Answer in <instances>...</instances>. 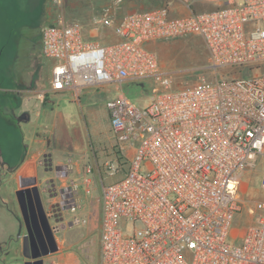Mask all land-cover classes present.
<instances>
[{
    "label": "built area",
    "instance_id": "built-area-1",
    "mask_svg": "<svg viewBox=\"0 0 264 264\" xmlns=\"http://www.w3.org/2000/svg\"><path fill=\"white\" fill-rule=\"evenodd\" d=\"M207 1L218 8L104 18L90 29L96 35L62 18L42 28L46 92L78 99L126 82L151 89L143 106L122 92L105 103L112 132L132 156L121 179L101 187L98 264H264V200L247 206L242 197L243 176L264 158V0ZM189 36L209 54L205 69L246 68L249 76L173 87L148 45ZM242 212L245 227L232 231Z\"/></svg>",
    "mask_w": 264,
    "mask_h": 264
},
{
    "label": "rangeland",
    "instance_id": "rangeland-1",
    "mask_svg": "<svg viewBox=\"0 0 264 264\" xmlns=\"http://www.w3.org/2000/svg\"><path fill=\"white\" fill-rule=\"evenodd\" d=\"M167 4H192L193 13L209 12L218 8L217 2L207 0H61L60 4L52 0H0V158L10 164L18 162L25 145L34 138L37 130H41L38 126H44L41 121H35L34 101L28 100L29 91L34 88L33 85H42L47 81L50 64L47 61L45 65L43 62L39 63L41 31L44 26L53 24L55 19L62 18L66 22H80L89 32L104 18L117 20L130 12L165 7ZM149 49L156 53L160 66L170 74L172 86L175 88L193 85L201 77L211 81L215 76L218 78L249 76L246 68H224L218 70L216 74L205 69L209 63V54L202 40L195 36L152 43ZM117 92H122L137 106L146 105L151 95L148 85L140 87L135 82H126L121 89L111 92L92 89L80 97V105L67 98L51 97L55 114L63 116V124L61 123L60 127L57 119V126L50 127L48 130L51 134L54 133L49 143L53 159L63 163L68 159L72 161L77 159L83 165L82 155L89 146L100 147L106 144V136H113V132L108 131L107 122L103 121V110L106 100ZM23 112H30V122L16 121V117ZM88 113L93 116V127L89 125V131L83 123V115ZM60 133L62 137L67 135L68 140L62 139L58 143L56 136L60 138ZM68 141L72 147L70 149L72 154L62 149L64 145H68ZM254 163L255 171L242 178L245 189L242 197L247 206L255 201L264 200V190L260 187L264 175V158L258 157ZM101 171L107 172V175L115 173L108 165L101 168ZM86 177L96 181L92 175ZM119 179L121 178L111 181L104 179V183L111 184ZM100 185V182H93L87 186L88 193L85 192L84 183L79 188L78 198L81 210H78L77 214L70 210L65 196L60 197L51 206L53 211L54 209L58 211L51 219L52 224L56 221L61 223L67 221L64 226H59L60 224L52 226L60 227L55 234L57 251L63 254L71 253L74 264L99 263L98 227L93 226L85 206L96 201L98 192H94L93 189H98ZM42 203L46 209L49 206V198H42ZM18 217L20 218L19 213ZM75 219L84 220L86 223H76ZM247 220L248 217L244 212L236 216L232 231H241ZM228 241L238 242L231 239ZM54 253L48 256H57L55 254L58 253ZM10 256L9 247L0 246V264H9Z\"/></svg>",
    "mask_w": 264,
    "mask_h": 264
},
{
    "label": "crops",
    "instance_id": "crops-1",
    "mask_svg": "<svg viewBox=\"0 0 264 264\" xmlns=\"http://www.w3.org/2000/svg\"><path fill=\"white\" fill-rule=\"evenodd\" d=\"M165 7H168L170 14L173 17L185 16L193 12L191 11L193 9L192 4H167ZM91 34L96 35L97 31L92 30ZM151 45L152 44L148 45V48ZM39 50V63L43 62L45 65V60L41 56V46H39ZM33 59L35 60L36 58ZM48 75L46 76V79L48 78ZM33 87L34 88L29 91L30 96H28V100L34 101L33 108L35 109V121H41L44 126L37 125L38 127H41V130L38 131L37 127V132L35 133L34 138L30 140L28 145H25L24 152L18 162L15 164H10L5 159L0 158V246L4 247L7 245L9 247V253L11 254L9 257V264H23V262L26 261L22 255L21 240L16 238L20 228L21 218L19 206L15 196V193L18 190L31 188L34 186L38 187L40 191H43L42 198H49V206L46 207V211H49L52 204H55L60 199V197L65 196L74 200L78 204V207L74 211V213H76L78 210H81L78 198L79 188L84 183L86 186L85 192L88 193L89 191L87 186L93 182L96 183V181L100 182V187L98 189H93L94 192H98L96 193L95 198L96 203H88L87 206H85L93 226L96 225L98 227L99 243V197L101 187L108 184L104 183V179H110L109 181H111L113 179L121 178L127 169L129 159L132 156V150L129 149L127 145L120 143L113 133V136H106L107 142L105 145L100 147L89 146L88 149L85 150V153L82 155L83 165L77 159L73 161L68 159V161L64 163L53 159L52 153H50L49 143L54 133L51 134V131L48 130L50 127L57 126V119L59 120L60 127L61 123L63 124V116L55 114L54 102L51 97L59 96L61 98H67L71 102L80 105V97L88 93V91L96 88L83 90L79 95V98L76 99L71 92L60 94L46 92L45 90L47 87V81H45V84L42 85L34 84ZM116 89L117 86L112 84L107 85L103 89L99 90L111 92L112 90ZM103 111V121L107 122L108 131L110 132L111 129L109 126L108 112L106 107H104ZM28 114H30V112ZM30 118L31 117L29 115L28 122H30ZM83 123L87 131H89V125L93 127V116L91 113L83 115ZM56 137L58 143L62 139L64 141L68 140L67 135L62 137L61 133L60 138L58 135ZM71 148L70 142L68 141V145H64L62 149L67 151V153H70ZM70 154H72V152ZM107 165L109 168H113L115 172L114 174L107 175V172L102 173L101 168H105ZM87 167L90 169L88 173L85 171V168ZM87 174L92 175L96 181L86 177L88 176ZM103 175H105V177H103ZM18 213L20 218L18 217ZM50 224L51 226L56 225V223L52 224L51 220ZM59 224V226H64V224H67V221H64L63 223L60 222ZM24 233L25 231L23 226L21 235ZM55 253L54 254L57 256L44 257L43 264H74L71 253L68 252L63 254L62 252L58 251Z\"/></svg>",
    "mask_w": 264,
    "mask_h": 264
},
{
    "label": "water",
    "instance_id": "water-1",
    "mask_svg": "<svg viewBox=\"0 0 264 264\" xmlns=\"http://www.w3.org/2000/svg\"><path fill=\"white\" fill-rule=\"evenodd\" d=\"M18 123H27L29 114L23 112L16 117ZM42 193L38 187L21 189L15 193L20 210V228L17 239L22 243V255L26 259L23 264H43V258L56 252L58 245L55 234L60 230L59 226L52 227L53 207L46 211L42 203ZM63 193V191H62ZM59 224V221L55 222ZM25 233L21 235L22 227Z\"/></svg>",
    "mask_w": 264,
    "mask_h": 264
},
{
    "label": "flooded vegetation",
    "instance_id": "flooded-vegetation-1",
    "mask_svg": "<svg viewBox=\"0 0 264 264\" xmlns=\"http://www.w3.org/2000/svg\"><path fill=\"white\" fill-rule=\"evenodd\" d=\"M51 210H52V215H55L58 213V211H56L55 209H54V211H53V209H51Z\"/></svg>",
    "mask_w": 264,
    "mask_h": 264
}]
</instances>
